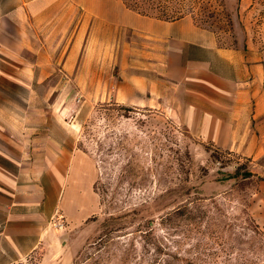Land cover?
Wrapping results in <instances>:
<instances>
[{
  "label": "rangeland",
  "instance_id": "1",
  "mask_svg": "<svg viewBox=\"0 0 264 264\" xmlns=\"http://www.w3.org/2000/svg\"><path fill=\"white\" fill-rule=\"evenodd\" d=\"M123 1L157 18L193 14L229 42L249 32L264 43V0ZM134 46L138 55L148 48L138 36L124 43L120 31L114 45L76 48L66 76L57 65L41 85L53 89L55 121L96 162L100 207L25 264H264V156L251 160L191 135L169 91L159 97L147 52L131 61ZM144 81L154 85L147 98Z\"/></svg>",
  "mask_w": 264,
  "mask_h": 264
},
{
  "label": "crops",
  "instance_id": "2",
  "mask_svg": "<svg viewBox=\"0 0 264 264\" xmlns=\"http://www.w3.org/2000/svg\"><path fill=\"white\" fill-rule=\"evenodd\" d=\"M120 31L124 43L138 36L148 45L139 55L130 48L131 61L147 52L159 97L169 91L191 135L251 160L264 156V43L251 33L229 42L193 14L157 18L123 0H0V264L55 249L62 230L53 216L73 228L99 210L96 162L55 121L53 89L41 85L57 65L66 76L76 48L114 45ZM153 86L143 82L146 98ZM259 193L264 211V179Z\"/></svg>",
  "mask_w": 264,
  "mask_h": 264
},
{
  "label": "built area",
  "instance_id": "3",
  "mask_svg": "<svg viewBox=\"0 0 264 264\" xmlns=\"http://www.w3.org/2000/svg\"><path fill=\"white\" fill-rule=\"evenodd\" d=\"M50 223L52 224L53 227H55L58 230H62L66 226L64 217L63 216L59 217V215L53 216Z\"/></svg>",
  "mask_w": 264,
  "mask_h": 264
},
{
  "label": "trees",
  "instance_id": "4",
  "mask_svg": "<svg viewBox=\"0 0 264 264\" xmlns=\"http://www.w3.org/2000/svg\"><path fill=\"white\" fill-rule=\"evenodd\" d=\"M262 179H264V177H262Z\"/></svg>",
  "mask_w": 264,
  "mask_h": 264
}]
</instances>
